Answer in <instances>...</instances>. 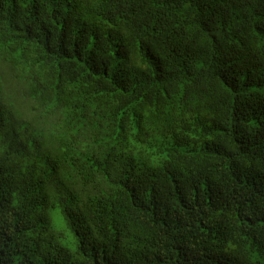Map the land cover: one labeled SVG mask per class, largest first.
Returning a JSON list of instances; mask_svg holds the SVG:
<instances>
[{"label": "trees", "instance_id": "1", "mask_svg": "<svg viewBox=\"0 0 264 264\" xmlns=\"http://www.w3.org/2000/svg\"><path fill=\"white\" fill-rule=\"evenodd\" d=\"M0 264H264V0H0Z\"/></svg>", "mask_w": 264, "mask_h": 264}]
</instances>
